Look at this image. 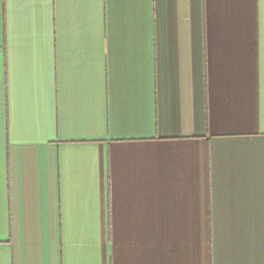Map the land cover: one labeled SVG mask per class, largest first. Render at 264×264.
Wrapping results in <instances>:
<instances>
[{
    "label": "crops",
    "instance_id": "1",
    "mask_svg": "<svg viewBox=\"0 0 264 264\" xmlns=\"http://www.w3.org/2000/svg\"><path fill=\"white\" fill-rule=\"evenodd\" d=\"M0 264H264V0H0Z\"/></svg>",
    "mask_w": 264,
    "mask_h": 264
}]
</instances>
